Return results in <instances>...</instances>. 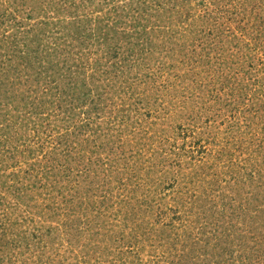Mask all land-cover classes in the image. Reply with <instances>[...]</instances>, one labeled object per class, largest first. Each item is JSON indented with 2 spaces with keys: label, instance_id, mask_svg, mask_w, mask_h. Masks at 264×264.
<instances>
[{
  "label": "rangeland",
  "instance_id": "rangeland-1",
  "mask_svg": "<svg viewBox=\"0 0 264 264\" xmlns=\"http://www.w3.org/2000/svg\"><path fill=\"white\" fill-rule=\"evenodd\" d=\"M0 240L264 264V0H0Z\"/></svg>",
  "mask_w": 264,
  "mask_h": 264
},
{
  "label": "trees",
  "instance_id": "trees-1",
  "mask_svg": "<svg viewBox=\"0 0 264 264\" xmlns=\"http://www.w3.org/2000/svg\"><path fill=\"white\" fill-rule=\"evenodd\" d=\"M1 18H3V17H1ZM15 22V24H17V21L15 20L14 21ZM2 30H4L3 28H1ZM8 33H5V38H7L8 37V35H7ZM3 43H4V41H2ZM13 44H15V45H13V49H12V55L15 57V55L18 53V54H20V52H21V49L20 48H18V46L16 45V44H18V41H17V35H14V38H13ZM2 48V47H1ZM89 124V123H88ZM83 128H86L85 126H83ZM6 235V234H5ZM7 238V236H5V239ZM5 245H7V242L6 243H4V241L3 240H0V246H2V247H4ZM9 246H11V245H9Z\"/></svg>",
  "mask_w": 264,
  "mask_h": 264
}]
</instances>
